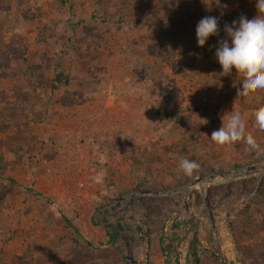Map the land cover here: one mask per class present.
I'll list each match as a JSON object with an SVG mask.
<instances>
[{
  "label": "rangeland",
  "instance_id": "374dc122",
  "mask_svg": "<svg viewBox=\"0 0 264 264\" xmlns=\"http://www.w3.org/2000/svg\"><path fill=\"white\" fill-rule=\"evenodd\" d=\"M256 15V0H0V264H127L130 222L147 230V264H171L169 241L195 264V235L198 264H222L206 230L230 264H264V173L217 178L206 199L200 187L187 202L182 192L124 199L264 162L244 142L210 139L235 110L264 149L254 127L264 91L238 97L242 80L215 58L225 25ZM205 16L219 31L202 48ZM182 158L199 165L190 176ZM118 216L111 242L103 221Z\"/></svg>",
  "mask_w": 264,
  "mask_h": 264
},
{
  "label": "clouds",
  "instance_id": "9594fccd",
  "mask_svg": "<svg viewBox=\"0 0 264 264\" xmlns=\"http://www.w3.org/2000/svg\"><path fill=\"white\" fill-rule=\"evenodd\" d=\"M256 10L257 15L252 19L241 16L231 25H225L227 39L219 41L215 53L222 75L229 76L235 70L236 77L242 80L237 89L238 97L247 98L264 91V0H256ZM218 31L216 17L202 18L196 26L198 45L203 48ZM221 119L222 126L214 130L210 138L215 145L231 146L244 142L250 150L264 153L255 138L246 133V122L240 112L232 110L222 115ZM254 127L264 132V106L254 113ZM179 167L190 176L199 165L193 160L182 158Z\"/></svg>",
  "mask_w": 264,
  "mask_h": 264
},
{
  "label": "water",
  "instance_id": "95a60500",
  "mask_svg": "<svg viewBox=\"0 0 264 264\" xmlns=\"http://www.w3.org/2000/svg\"><path fill=\"white\" fill-rule=\"evenodd\" d=\"M263 173H264V162L263 163H256V164H251V165H248L245 167L237 168L234 170L213 172L209 175H199L197 178L192 180L190 183H188L184 187L178 188L175 190H169V191H166V190H142L139 193H134L132 195L124 197V199L128 200L131 196H136L139 194L171 196L176 192H182V193H184L183 199L185 200V202H187V198L189 196V193L191 192L192 189L195 188V186L201 187L205 184H208V186H209V185L213 184V181L216 178L223 179L222 182H230V181L232 182V181L239 180L241 178H245V177H249V176H253V175H257V174H263ZM216 184H218V183H216ZM203 196L206 199V196H207L206 192H205V194H203ZM115 215L117 217V214H115ZM117 220H119V221H117L116 223L103 221V225L106 227V229L113 228L114 230H116L119 233V230L116 229L117 226L120 225L122 228H124L125 225L123 223H121V221L124 220V219H122V217L118 216ZM131 220H133V219L131 218ZM128 225H129L128 227H130L133 234L128 235L125 232H122L120 234L122 239L124 240V243H125V252H126L127 264H147V258H148L147 250H148V244H149L148 237H147V230L145 229L144 226H142L140 224H135V223L133 224L132 222H130V224H128ZM174 229H175V227H174ZM206 233H208L207 234V240L211 241L210 242L211 249L220 258L222 264H230L226 261L227 257H226V254L224 252V245L220 241H218L216 243V245L212 243V239H214L213 235H212L213 230H211L209 232L206 230ZM215 233L218 236V238L221 239V237H220L221 233L219 232V230H216ZM176 255H177L176 259L179 262V260H180L179 254L177 253ZM232 264H237V263H232Z\"/></svg>",
  "mask_w": 264,
  "mask_h": 264
},
{
  "label": "trees",
  "instance_id": "16d2710c",
  "mask_svg": "<svg viewBox=\"0 0 264 264\" xmlns=\"http://www.w3.org/2000/svg\"><path fill=\"white\" fill-rule=\"evenodd\" d=\"M174 7H178L179 6H176L175 4H172ZM227 20L226 18V15L224 14L223 16H221V21L222 22H225ZM170 34L171 35H175V36H178L177 35V32H178V29H171L170 31ZM27 193L29 194H35L37 195V192L34 191L33 189L31 188H28V187H24L23 185H20ZM48 202H50L48 200ZM64 223H65V228L67 230H69V232H71V234L73 235V240L74 241H77V238H81V233H80V230L78 228V226L74 223L73 220H71L70 218H68L61 210L59 211ZM118 236V232L116 230L112 231V233L109 234V237H110V241L112 242L114 240V238ZM85 243H87L89 246H93L92 243L88 242V241H85ZM196 243H199V238H198V235H196L193 239V242H192V249L190 251V255L192 257H194L195 259L193 260V263L195 264H198L199 263V254L195 248V244Z\"/></svg>",
  "mask_w": 264,
  "mask_h": 264
},
{
  "label": "crops",
  "instance_id": "0c3cea01",
  "mask_svg": "<svg viewBox=\"0 0 264 264\" xmlns=\"http://www.w3.org/2000/svg\"><path fill=\"white\" fill-rule=\"evenodd\" d=\"M176 245V243L175 242H168V247L167 246H164L163 247V249L165 250V254H166V256H167V260L168 261H171V264H181L180 262H181V255H180V253L178 252L179 250H181L178 246L176 247L175 246ZM173 247H176V252H175V256L173 257L172 256V254H171V252H173L172 251V249H173ZM177 249H178V251H177ZM192 249V248H191ZM177 252H178V254H179V258H180V261L178 262L177 261ZM191 258H193L191 255H190V259ZM177 261V262H176ZM193 262V261H192Z\"/></svg>",
  "mask_w": 264,
  "mask_h": 264
},
{
  "label": "bare ground",
  "instance_id": "6f19581e",
  "mask_svg": "<svg viewBox=\"0 0 264 264\" xmlns=\"http://www.w3.org/2000/svg\"><path fill=\"white\" fill-rule=\"evenodd\" d=\"M219 180H217V178L213 181V183H216V182H218ZM199 186H195V188H198ZM206 185H203V186H201L200 187V189L203 191V192H205V189H206ZM224 251H226V249H225V246H224ZM226 257H227V259H226V261H228L229 260V258H228V256H227V254H226Z\"/></svg>",
  "mask_w": 264,
  "mask_h": 264
},
{
  "label": "flooded vegetation",
  "instance_id": "af4514ba",
  "mask_svg": "<svg viewBox=\"0 0 264 264\" xmlns=\"http://www.w3.org/2000/svg\"><path fill=\"white\" fill-rule=\"evenodd\" d=\"M119 235V234H118ZM196 236V235H195ZM175 249H176V247H175ZM193 260L195 259L194 257L192 258ZM228 263H230L229 261H227Z\"/></svg>",
  "mask_w": 264,
  "mask_h": 264
},
{
  "label": "built area",
  "instance_id": "2783aa9c",
  "mask_svg": "<svg viewBox=\"0 0 264 264\" xmlns=\"http://www.w3.org/2000/svg\"><path fill=\"white\" fill-rule=\"evenodd\" d=\"M180 261V260H179Z\"/></svg>",
  "mask_w": 264,
  "mask_h": 264
}]
</instances>
